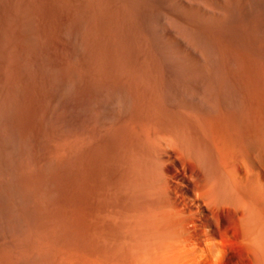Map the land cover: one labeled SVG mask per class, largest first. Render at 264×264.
<instances>
[{"label":"bare ground","instance_id":"6f19581e","mask_svg":"<svg viewBox=\"0 0 264 264\" xmlns=\"http://www.w3.org/2000/svg\"><path fill=\"white\" fill-rule=\"evenodd\" d=\"M39 1L40 0H23L17 5L22 14L20 18L21 21L17 22L18 23L17 25L22 26L26 31L27 30H30V31L31 30L33 31L41 30L42 31L46 27V26L44 27V24L43 25L41 24L42 22L38 23L40 22L37 19L38 17L35 18L37 14L36 13H35L36 15L33 14V12H35V9L37 10L38 8V7L36 8V6L37 4H39ZM52 1H55V0H52ZM63 1L62 3L60 2L59 4L60 5L67 4V2L65 3ZM77 1H80V0H77ZM85 1H86V4L88 5L89 1L84 0V3ZM99 1L101 3L97 2L96 0L95 1L93 0L92 4L90 2L92 6L94 7L97 6L96 8H94V10L96 9L98 11V8H99L100 12H102L101 10H103V12H106L107 9L104 10L106 6L104 8L102 6L108 5V4H114L117 6V3H118L119 7H116V6L114 7L113 5L112 7L114 8L112 7H106V8H108V10L109 8H112L113 10H115V8H119L118 9L119 11L122 9L121 8V5H122L124 10L119 11V12L121 13L124 11L127 14H129L128 15L129 17L131 16L132 18L133 16H136L134 15V13L135 14L137 13L138 16L141 13L140 11L134 12L135 7H132L134 8L132 9L131 7H128V6L129 5L131 6V4H133L134 6L138 5L137 8L139 9L141 7L140 3L143 4L144 2V0H107V3H108L107 4L105 3L106 1L105 2H103V0H99ZM155 1H158V0H155ZM155 1L154 2L147 1V2L152 3V4L155 3V6L158 7L159 3L158 5H156L157 2ZM166 1H169V0H166ZM197 1L198 2L193 1V0L191 2H189L188 0H172L173 3L177 4V7L179 6L184 11V12L182 11L183 14L186 12L185 14L187 15V18H188V15L191 18L190 19L191 22L189 19L188 21L186 18L188 22L187 23L188 28L185 30L186 32L184 31L185 32L184 34L182 33L183 31L181 32L183 36L185 35L184 38L187 39V41L189 42L188 44L184 43L185 40L183 42L184 38L180 35L181 33H179V37H177L178 33H176L177 36H175L174 35L175 33L173 34V32L170 33L167 31L168 33L166 32L167 36L165 39L166 43L164 42V39H163V41L161 42H164V45L161 48L159 46L158 51L157 50L154 51L156 54L158 53L157 54L158 57L157 55L154 57L155 53H153L152 52L153 50H151L154 46L151 43L150 44L153 47L151 49H147L150 47V46L149 47L147 46L145 49V51L147 50L146 52L148 54H149L148 50H151L150 51L151 55L154 54L153 58H155L154 60L156 61H157L156 58H159V54L161 57L160 59H162L164 55L167 56V57L164 56L166 58L171 57L174 59V60L172 59L171 61V63L173 62L172 65L165 66L166 68L165 72L167 74L164 73V67L162 65L163 69L161 72H162V75L165 74L166 79L165 77L161 76V72L159 70H156V72H159V73H156L154 71L155 70V68H153L154 65H152L151 63L153 58H151L152 56H150V54H149V57H146L147 56L146 55L143 58V55L145 53L143 54V52L141 51V49L143 48L142 45H140L142 47L140 48V51L143 54L141 55L142 56L141 59H143L142 62L145 67L143 70L146 72H143V70L142 72L141 71L139 72V70L143 68L141 64V66H139L141 68L138 67L139 70H136L134 66H133V69H128L126 67V69L129 72H131L130 70L135 69L136 75H133V73L129 74L128 72H125V70L123 69L124 72L127 74V76L126 75L123 76L125 73H123L122 70H119L118 66L122 68L125 67V65L124 66L119 65L122 63V62L120 63V58H122L121 57L123 56L122 54L124 52H127L128 49L124 47L125 45L122 46L121 44L120 47L121 48L124 47L126 51L122 50L123 53L120 52L122 54L118 58L119 64H117L118 62H114L115 64L118 65L117 70H115L116 73L117 71H121L122 73V75L116 74V76H118L119 78L121 77V79H118V80L109 81L106 79H98V81L96 80L95 82L93 81L92 83L89 82V84L85 85V87H81L82 81H80V79L78 78L77 76L78 74L75 75V72L73 71L70 65H63L62 63L58 61L60 64L63 65L62 67L65 66L64 74L60 79H58L55 76V73L57 70L55 71L54 67L51 65H50L51 69L50 67L48 68L47 66V68L50 70L45 69V71L46 70L50 71V76H49V79L45 81L47 82L46 84L42 82L44 85H46L45 88H47V91L46 90L45 91L47 92V94L46 92L44 93L46 94V97L45 95L44 96L40 95L42 98L45 97L44 101H46L47 106H46V109L44 110L43 107L41 106V105L45 106L44 102L42 101L43 104H40V101L38 100L39 94L35 96L37 99L34 102L31 101L33 102L31 103L32 107L30 108H32L31 111H33L34 126L33 124L30 123V125L33 126V132L31 130L32 137L30 138V140H32L31 141L32 146H28V147H31L30 148L31 152L28 153L32 155L33 164L32 163L31 164L33 165V168L35 167V169L36 167L38 169L40 167L42 169V171L40 170L42 174L36 175L34 178L33 177L34 173H33L32 177L34 179L30 178L31 182L30 181L29 182L30 184L31 183H34V184L30 185L27 182L28 180L26 179L22 180L23 178L22 173H21V176H19L20 175L19 172L22 171V165L18 164L19 166H21V169L17 167L16 170L19 169L21 171L18 170L19 175L17 176L19 177L14 176L12 178L11 176V178L14 180V181L11 180L13 182L12 183L8 175H6V174H9L8 172L10 170H8V172H5L4 174L3 171L6 170L5 169L6 167L4 168V170L1 169L2 166L0 167V169L2 170V171L0 170L2 172V176H0L2 177L0 181V264H264V68H262L264 67V63L259 58L262 56L261 53L264 51L261 49L262 47L261 46L260 50H262V52L260 53V56L258 57L260 60H258V63H256L257 59L255 61V63L258 64L257 66L256 64L255 66L254 64L250 65V63L252 64L251 61H253V59L255 60V58L253 59L249 58L250 61H247L246 59H244L248 57L247 54L249 52L246 54L247 57L242 56L243 59L248 62L246 65L249 66V68L248 67L246 68V65L244 66V63H243L245 61L243 60V62H241L242 63L241 65H243L245 69L239 65L240 64L239 59H237L238 61L236 63L239 65L238 68L241 67L240 70L237 68V66H235L237 65L235 63L236 59L235 58L231 59L233 60L232 62H234L235 64L234 65L235 68L232 69L233 71L237 72V75H235L236 72H233L232 70H230L233 67L232 66L233 64H231L232 62L230 63V60L228 61V59L227 60L225 59V57H227L228 55L229 57H232L230 56L231 52L229 50L231 49V47L230 48L228 47L230 46L229 45L230 39L228 40L229 37L226 38L228 34L226 33L227 36L225 38L227 39V41L225 43L227 44L228 42V45H227L228 49L226 51L229 50L227 52L229 54H225L227 56H223L222 54L224 52L221 51L222 47L221 48L218 46H217L218 48L214 47L216 45L214 42H216L218 38L217 40L215 39L216 41L214 42L213 40H210V39H214L213 38L214 36L215 37L217 36L214 33L216 32L214 31L215 28L214 29L211 28V30L213 29V32L209 30V26L217 27L216 24H219L218 22H220V25L218 26H221L223 22L230 21L231 17H228L229 19L228 21L227 14L231 15L232 13L231 11H234L233 10L234 8H232L231 10L230 3L234 1V5H235L236 3L235 0H232V2L231 1L229 2V0H197ZM49 2L50 0L48 1V5L49 4L51 5V3ZM58 2L59 0L57 1V3L55 2L56 4L53 2L54 5H56L55 7H57ZM73 2H71L70 0L69 1L70 5L68 3L65 6L66 8H69V9H66V8L63 9L64 6H62L63 8L61 10L60 8L61 6L57 7L58 9L60 8V12L62 13L61 15V13H59L58 11V13L60 14L59 16H61L60 17L61 19H58V20L62 21L63 20L62 16L66 17L70 9L72 10L74 8L73 11L75 10L78 11L81 9L79 8V6H77V4H81L79 2L74 3L76 4L75 7L77 6L79 9H77V7L72 8L71 4ZM162 2L163 1H161V3ZM193 2H196V3H193ZM148 3H146V5ZM164 3H165V0H164ZM166 3H168L169 5V3L171 2H166ZM241 3H242V0H241ZM263 3L264 2H262V4ZM90 4L88 5V8L90 7V9H93L91 8L92 6ZM48 5L46 7H48ZM85 5L82 4L80 6H85ZM98 5H100V7ZM144 5H145V2H144ZM144 5H143V8L140 10H143L146 8V10L141 11V12H144L143 13L144 15L146 13L145 16L142 14V16L145 18L146 16L147 18L149 17L147 15L149 11L147 10L154 11V8H155V11L156 9L158 10V8L154 7L153 5L152 6L150 4H148L147 6L146 5L144 6ZM257 5H259V3ZM52 6L53 5H51L48 8H50V10L51 9L53 10L54 6L53 7ZM164 6L165 4L163 5V7ZM247 6L246 8L250 9L249 8L250 5L248 7ZM43 7L45 6H42V8ZM163 7H159V8L163 9ZM235 7H237V5H235ZM48 8L46 10H48ZM88 8H87V12L85 11L86 9H84V11L82 12L83 13L86 12V14L88 13V10L90 11L91 14L92 13L94 14V12H96V10L92 11ZM239 8L241 7L239 6ZM246 8L244 10H246ZM253 8L251 9L253 10ZM58 9H54V10L57 11ZM63 10H66V12ZM67 10L69 11L67 12ZM113 10H111V14L113 13L112 12ZM131 10L134 12L133 15L131 13L132 12ZM229 10H231L230 14L228 13ZM250 10H246V11H250ZM28 11H30V14H31L30 17H29V14H27ZM53 11L51 13H53ZM263 11L264 10L262 9V12ZM64 12L66 13V15L64 14ZM71 12L72 11H70V14L73 15L74 12L73 13ZM103 12L101 13L102 16L104 14ZM159 12L160 14H162L163 11L161 12L160 10ZM174 12L176 13V11ZM182 12L180 11L181 14ZM43 13L45 14V9ZM48 13H49V10H48ZM96 13L97 15L99 14L98 12ZM177 13H179L178 9H177ZM249 13H245V14H249ZM78 14H80V12ZM106 14H108V16L111 17V14L105 13L104 15ZM127 14L123 13V15H127ZM164 14L162 18H164ZM235 14L233 17H236ZM238 14H239V11H238ZM259 14H261V12ZM49 15L51 16V14ZM262 15H260V17L256 16V18L258 17L261 19ZM52 16H54V14ZM80 16H84V15L80 14ZM114 16L115 15L113 14V17ZM158 16H154V17L156 18ZM170 16L171 15L169 14L168 20ZM69 17H73V16L69 15L67 18ZM75 17H77V15H75ZM94 17H93V20H94ZM252 17L255 18V16H252ZM45 18H46V15H45ZM89 18H91L90 20H92V15ZM89 18L84 19V20L87 21ZM166 18L167 17L165 16L164 19ZM180 18L181 17H179V19ZM196 18L199 19L202 23L204 22V24H206L208 27L206 26L203 27L204 24L203 25L200 24L201 22L198 23L197 21L199 20H197ZM238 18L240 19V17ZM262 18L264 17L262 16ZM34 19L35 21L37 20L36 24L34 22ZM47 19L49 18H46V21ZM157 19H156V22L158 21ZM239 19L237 20L239 21ZM65 20L68 21L69 19L64 18V21H62V23L60 21L59 24H57L55 20L57 25L55 24H53L54 26L52 25L53 26L52 34L55 35L56 32L54 33V31H62V30L64 31L65 28L70 26L71 20H69L70 21L69 25L66 24L67 26L63 23V22H66ZM90 20H88L89 22L87 23H90ZM102 20L103 19H101L99 23H101ZM173 20L175 21V19ZM237 20L236 21L234 20L235 23L237 22ZM116 21H117L116 23H118V21L121 22V20H116ZM250 21L248 22L245 21V23L248 24L250 23ZM52 22L54 23V21ZM80 22L83 23L81 20ZM80 22H79V25H80ZM163 22H165V20H163ZM233 22L232 24H234ZM44 23H45V20H44ZM99 23L98 24L93 23V25L97 24L98 26ZM103 23L104 21L101 24ZM144 23L146 26V22ZM173 24L174 22H172V25ZM224 24L225 23H223V25ZM93 25L91 24L92 27H94ZM138 25L139 24H137L136 29H138ZM181 25L183 26V23ZM181 25L179 24V26ZM227 25L230 27V24H227ZM106 26L108 25L106 24ZM121 26H122L121 28L122 30L123 25ZM187 26L185 25L184 28L182 27V29H185ZM168 27L172 28L170 26ZM177 27L175 29H177ZM244 27L246 29L245 25ZM77 28L78 27H76L75 29ZM107 28L109 27H106V29ZM141 28L142 27L140 26L139 31L141 30ZM148 28H151V27H148ZM231 28L232 27H230V29ZM252 28L251 30H253ZM47 29L45 31H47ZM180 29L181 28H179L177 32H180ZM262 29H264V26ZM78 30H76V32ZM91 30L93 31V29ZM117 30L116 32H118ZM155 30L154 32H157ZM235 30H234V33H235ZM255 30L257 29L255 28ZM72 31L74 30L72 29ZM96 31H94L95 37L98 36V33ZM228 31L230 32V30ZM260 31L259 33H262ZM0 32H4L3 34H7L6 28H4L3 25L1 27V24H0ZM27 32H26V35H27ZM64 32L62 33L64 34ZM116 32L114 31L113 33H116ZM134 32L132 33L134 34ZM151 32L152 30H150V33ZM237 32H236V35L238 34ZM248 32L250 33L249 30ZM254 32L255 31H253V33ZM86 33L88 34L91 32H86ZM141 33L140 35L143 34ZM162 33H165V32H162ZM221 33L223 32L221 31ZM221 33L219 36H221ZM3 34H2V37L5 38L6 35L3 36ZM43 34H44V31H43ZM103 34L104 35H101L102 39H104L103 36L105 37L106 35L105 33ZM146 34H147V31H146ZM241 34H244V33L241 32ZM31 35L29 37L33 36ZM37 35L34 34V37H36ZM73 35H71L70 37H73ZM91 35H94V34L91 33ZM118 35H120V32ZM126 35L128 36L129 34H126ZM239 35H240V32H239ZM260 35L261 34H259L258 36ZM75 36L73 40L77 39L75 38ZM123 36L126 38V40L128 39L129 41L130 40L132 41V39L134 38L133 37L132 39H129L130 35L128 36L129 38H127L125 34ZM137 36L139 38V35ZM229 36H230V33H229ZM249 36L250 34L248 35V37ZM8 37L9 36L6 37L7 42H8ZM14 37L16 39V36H13V39ZM92 37L94 36H91L90 38ZM112 37L113 36H111V38ZM117 37H118L117 39L119 40V36ZM245 37L246 36L244 35V38ZM46 38L47 37H45V39ZM58 38L59 37H57V39ZM81 38H83L82 35H81ZM96 38H100V37L98 36ZM113 38L115 39L116 37H113ZM152 38L154 39V36ZM159 38H162V37H159ZM244 38L242 37L243 40ZM261 38L259 37V39ZM15 39L13 41H15ZM30 39L32 40V38ZM38 39L41 40L39 37ZM69 39H72V38H69ZM85 39L86 38H84V41ZM88 39L89 38H87V40ZM3 40L4 39L2 38V41ZM109 40H110V37H109ZM136 40L140 41V39H137V37H136ZM146 40H148V38ZM219 40H222L221 37H219ZM251 40H254V38ZM33 41L35 43L37 42L34 39ZM134 41L131 43L133 44L132 47L137 48L135 47ZM208 41H212V45L210 44L211 42H208ZM254 41L256 42V40ZM262 41L260 42L263 44L264 42ZM111 42L113 43V41ZM119 42H123V41L121 40ZM91 43H93V41H91ZM95 43H93V45H95ZM240 43L237 45L242 46V44ZM245 43L243 44L244 46H245ZM32 44L30 45L31 47H32ZM38 44L39 43H37V46ZM66 44L64 43V46ZM71 44H73L72 41H71ZM101 44H104V42ZM106 44H108V42ZM131 44L128 43L130 47L128 46L126 47L132 49ZM146 44L148 43L146 42ZM226 44L224 45L222 44V45L225 46ZM47 45H46V49H47ZM88 45H87V48H88ZM98 45H95L94 47ZM257 45L259 48L260 43ZM7 46L5 47L6 48L10 47V46L8 47ZM50 46L51 44L48 46L49 47L48 49H50ZM106 46H107V49H109L111 45L109 47L108 45ZM73 47H76V44ZM83 47L85 46L83 45ZM117 47L118 46H116V48ZM252 47H254V44ZM252 47H250L249 45V49L252 50ZM15 48H14V51H17L15 50ZM116 48L114 49L117 51ZM238 48L237 49L234 48V50L239 51ZM9 49H7V51ZM69 49L70 48H68V50ZM81 49L82 48H80L79 51H81ZM90 49L91 51H93L92 48ZM114 49H110V50H114ZM241 49L244 50L243 47H241ZM249 49H246V50H249ZM74 50L76 49L73 48V51ZM85 50L87 49H84V51ZM115 50H114V53L112 51L113 55L111 54V51H110V54L112 56L109 55V51H108V54L106 52V55H109L111 60L113 59L111 57L113 56L115 57L117 54L119 56L120 54L119 52L115 54L116 52ZM242 50L240 51L242 52ZM258 50H256V52ZM14 51L12 52L14 53ZM62 51L64 50L62 49ZM62 51L60 50V52ZM237 51L236 53H238ZM12 52L10 51V54H12ZM96 52L98 51L96 50ZM130 52L131 50L128 51V54ZM48 53H46L44 56H46ZM83 53L85 54V52ZM10 54L9 56L7 55L8 58L11 56ZM22 54H19V55H22ZM27 54L28 56L30 55L29 53ZM33 54L34 53H32L31 55ZM40 54L43 55V52ZM59 54L60 53H58V55ZM70 54H71V51L69 52V56ZM94 54H92V56ZM233 54L234 53L232 51L231 55ZM238 54L240 55L241 53H238ZM54 55H57V54H54ZM54 55H53V58H54ZM96 55L93 57H96ZM221 55L222 57H224L223 59H225L226 62L228 61L232 67L231 66L228 67L229 66L228 62L225 63L224 65L225 61L223 62V59L220 57ZM242 55H243V52H242ZM44 56H43V59H44ZM25 57L26 56L22 57L23 60ZM30 57L28 58L29 59L28 62H26L25 60L26 63L30 64ZM51 57L52 56H50L49 58ZM82 57H83V54H82ZM133 57L136 58V56H133ZM251 57H253V55H251ZM16 58L19 59L18 56H16ZM106 58H109V57H106ZM36 59H38L37 55H36ZM36 59H35V62H36ZM110 59L108 61H110ZM54 60L52 59V61ZM126 61L127 60H125V62ZM240 61H242V59ZM259 61H262L261 64L263 63V66L262 65L260 66ZM18 62L20 61L18 60ZM21 62L24 63L23 61ZM35 62H32L31 64L33 63L35 64ZM81 62L83 65V61ZM166 62L164 63V65H167ZM168 63L170 64V62ZM15 64H18V63L16 62ZM46 64L47 63H45V65ZM85 64H88V62ZM115 64H112V65H115ZM126 64H128V67H129V63H126ZM130 64H134V63L130 62ZM36 65H38V63ZM137 65L138 64H136V66ZM13 66L16 67V65H13ZM28 66L30 65H27V67ZM40 66L41 65H39V67ZM109 66H111V64ZM42 67L39 69H42ZM101 67H103V65ZM106 67L108 68V66ZM157 67L161 68L158 65ZM157 67L156 69H158ZM25 68L26 66L25 67L23 66V69ZM2 69L3 68H1L0 72L3 71ZM27 69H29V67ZM82 69H80V71ZM99 69L100 68H98V70ZM109 69L111 68L109 67ZM36 70L38 71V69ZM36 70H34L33 73ZM104 70L102 72H104ZM27 71L28 70H26V72ZM137 71L140 75H138ZM230 71L235 74L231 73ZM40 73H41L40 75L43 74L42 72ZM84 73L86 74V72ZM104 73L106 74L107 72H104ZM14 74H18V73H14ZM110 74L112 75L113 72ZM157 74L160 76H158ZM5 75L6 73L4 74V77L1 76L0 78L2 77L5 78ZM28 75H30V71ZM10 76L11 78H13L12 74ZM36 76L37 75H35L34 77ZM96 76H98V74ZM6 77H8V74L6 75ZM31 77L33 80L34 79L33 75ZM42 79H45V78L42 77ZM4 80L5 79H3V81ZM13 80L16 81V79L14 78ZM3 81H0V82L2 83ZM18 81H20V79ZM22 83L24 82L22 81ZM29 83H33V82L31 81ZM19 84L21 85V83ZM7 85H9V83ZM15 85L16 84L12 86H15ZM33 85L31 84L30 86L33 87ZM12 86L10 87L12 88ZM34 86H36V84ZM39 87H41L40 84H39ZM18 88L20 89L21 87H18ZM12 89L15 90L14 87ZM35 89L37 90V88L35 87L32 90L36 91ZM25 90H21V92L18 94L21 95L22 92ZM1 91H5L4 96L5 95L7 96L6 92L8 93V91H6V89L5 90L2 89ZM17 91L19 92V90ZM13 93H16V92L14 91ZM28 93L30 94L31 92H28ZM25 94H23V96H25ZM21 97L20 99L23 100L24 98H21ZM35 97L33 98L35 99ZM2 98L4 97H1L0 99ZM12 98L13 96H11V99ZM17 98L16 100H19ZM39 99L41 100V98ZM8 101H10L9 98L7 99L6 102L8 103ZM0 102L3 103L2 101ZM17 105L19 106V104ZM23 107L26 108L25 105ZM11 108H9L10 111H11ZM19 108H22V107L20 106ZM14 109L16 108L13 107L12 109L13 112H14ZM28 110L29 108L27 109V112ZM15 112L13 113V115L15 114ZM0 114H1V111H0ZM7 115L8 113L7 114L5 113V115L3 114L1 115V117L7 116ZM26 115H28V113ZM14 116H16L17 118V115H14ZM40 117L43 118L42 121L40 120ZM9 118H11V116ZM24 118L26 119V117ZM21 119L19 118V121ZM9 121H12L11 123L13 124V120L9 119ZM23 121H26V120H23ZM41 122H43L42 125H41ZM4 125L6 126V124ZM27 125H29V123ZM55 125L56 126L58 125V127L59 125L61 126V128L56 129V132H54V128H56ZM11 126L13 128V125ZM69 126L72 129V131H73V128L77 130L81 126H83V128L85 129H84V132L82 131L83 130L82 128H80L82 130L78 129V131L80 132L82 131L81 133L77 132L74 129V131H76L77 133L75 132L74 134V132L71 131V134H70V132L68 131ZM14 127H17V126H14ZM30 127L31 126H29L28 128ZM64 127L65 129L67 127L68 130H65ZM62 128H63V131H61V133L62 132L64 133V130H65V133L68 131V134L67 133L61 134L59 131ZM0 130L2 131V129ZM11 132L12 131H10L9 133ZM9 133L7 132V134ZM13 134H16V133L14 132ZM23 134L21 135L23 138L24 136L29 137L28 135L23 136ZM0 135L2 136V134ZM13 137L11 139H13ZM27 137L25 138L28 139ZM16 140H19V139L16 138ZM4 141L6 142L7 140H3L2 143ZM23 142H22V149H24ZM2 143L0 146H2ZM6 146H8V144ZM10 146L12 147V145ZM24 146L27 147V145H24ZM13 148L15 147H12V149ZM15 149L11 150L10 152L15 151ZM22 149L21 147L19 148V150H22ZM1 150L3 152L5 149L2 148ZM26 152H29V150H26ZM5 153L8 154L7 151ZM23 153L24 152H22V154L20 155L22 156L27 155ZM6 154H3V155L5 156ZM13 154L11 153L10 156H6V159L7 157L8 158L10 157L11 159V155ZM0 155L2 159H4L1 152H0ZM16 155H13L14 158ZM29 158L31 157H28V159ZM16 159L18 160V158H15V161L17 163ZM5 161L6 160H4L3 162L4 164H5ZM25 161H22V162H25ZM8 162L6 161V166L9 165ZM26 163L27 161L24 164ZM11 164H13L12 166H14V163H11ZM12 166H10L9 169H12L11 168ZM28 166L27 167L23 166V167L24 168L26 167L28 170ZM13 168L15 169V167ZM33 168H31V170ZM35 169H33V172L36 171ZM28 171H24V172L27 173ZM24 172L23 174H26ZM63 174H66L67 177L64 175L65 176L64 180L66 182H63L62 184L61 180L63 178L61 179L59 178L61 177L60 175H63ZM26 176L28 177V175ZM14 178L15 179L17 178L18 180L17 179L16 180L18 182L15 181ZM19 178L22 180L21 181L22 183L20 182ZM23 181H25V183L27 182L28 185L25 184Z\"/></svg>","mask_w":264,"mask_h":264},{"label":"rangeland","instance_id":"374dc122","mask_svg":"<svg viewBox=\"0 0 264 264\" xmlns=\"http://www.w3.org/2000/svg\"><path fill=\"white\" fill-rule=\"evenodd\" d=\"M21 1H23V0H0V24H1V27H2V25H3L4 28H6V32H7V34H8V35H7V34H3L4 32H0V37H1V38H0V39H1V40H0V41H1V42H0V62L2 61V62L0 63V71H1V68H3V69H2L3 71L0 72V77H1V76L4 77V74H5V73H6V75L8 74V77H6V75H5V78H3V77L0 78V81H3V79H5V80L7 81V82H6V81L4 80V81H3L4 83H3V82H2V83L0 82V83H1V84H0V85H1V87H0V88H1V89H0V95H1L0 98H1V97H4V98L0 99V101L3 102V101L5 100L3 103L0 102V111H1L0 117H1V115H3V114L5 115V113H6V114L8 113V115L10 114L9 117L11 116V118H12V119L9 118L8 115H7V116H4L5 119H4L3 116H2L3 118H2V117L0 118V120L2 121V122L0 121V125H1V126H0V129H2V131L0 130V134H2V136L0 135V136H1V137H0V145H1V143H2L3 140H7L6 142H7L8 146L12 145V147H15L16 149H18V150H16L15 148L12 149L11 146H10V147L6 146L7 144H6V142L4 141V142L2 143V146H0V148H1V149H2V148L5 149L9 155L5 153V152H6L5 150H4L5 152H4V151L2 152V150L0 149V152H1L2 156H3V158H4V159H2V157H1V155H0V159L2 160V161L0 160V161H1V162H0V167L2 166V167H1L2 170H4V168L6 167V168H5L6 170L3 171L4 174H5V172H8V170H10V171L8 172V173L10 174V176H9V174H6V175H8V177L10 178V181L13 180L12 178H13L14 176L19 175V173H20L19 176H21V173H22V175H23V176H22V177H23L22 180H25V179H26V180H28L27 182L30 184V182H31V179H30V178H33V177L35 178L36 175L42 174V173L40 172V170L42 171V169H41L40 167H39V169H38L37 167H36V169H35V167L33 168V165H32V164H33V161H32V155H31V154H28V153L31 152V151H30V148H31V147H28V146H32V142H31L32 140H30V138L32 137L33 126H34V124H33V123H34V121H33V117H34V116H33V111H31L32 108H30V107H32V106H31V103H33V102L37 99L35 96H36L37 94H39V95H38V100L40 101V104H43V102H44V105H45V106L41 105V106L43 107V109L45 110V109H46V106H47L46 101H44V98L46 97V94H47V92H46V91H47V88H45L46 85H44V84H46L47 82H45V81H47V79H49L50 71H47V70H46V71H47V72H46L45 69H48V68L50 67V65L53 66L54 69H55V71L57 70L56 73H55V76H56L58 79H60V78L63 76V74H64V68H65V66H64V67H62V66H63V65H70L71 68L73 69V71L75 72V75L78 74V75H77L78 78L80 79V81H82V86H81V87H85V85L89 84V82L92 83L93 81H94V82H95L96 80L98 81V79H106V80H109V81H110V80H118V79H121V77L119 78L118 76H116V74H117V75H118V74H121V75H122L121 71H117V73H116V71H115V70H117V66H118L117 64H119V62H118L119 59H118V58H119V57L121 56V54L123 53L122 50H123V51H126L125 48H127L128 51L131 50V52H132V51H133V52H132V54H131V52L129 53L131 56L128 54V51H127V52H124V53L122 54L123 56H121L122 58H120V63H121V62H122V63L119 64V65H121V66H124V65H125V67L122 68V67L118 66V67H119L118 69H119V70H122L123 73L128 72L129 74L133 73V75H136V74H135V73H136L135 71H136V70H139L138 67L141 66V64H142V67H143V68L140 69L139 72H140V71L142 72V70L145 68L144 65H143V62H142L143 59H141V58H142L141 55H143V54L145 53V54L143 55V58H144V56H146V55H147L146 57H149V54H150V56H152L151 58H153V55H154V54L151 55V52H150V51L153 50L152 52L155 53V52H154L155 50H157V51L159 50V49H158L159 46H160V48H161V47L164 45V42L166 43V40H165V39H166L167 33H168V32H170V33L173 32V34L175 33V34H174L175 36H177L176 33H178V36H177V37H179V33H181L182 31H183L182 33L184 34V33L186 32L185 30L188 28V26H187V23H188L187 20H188V19L190 20L191 18L189 17V15H188V18H187V15L185 14L186 12L184 13V14H185V15H184V14H183L184 11L178 6V7L180 8V9H179V8L177 7V4L173 3L172 0H169V1H166V0H165V3H164V0H158V1H160V2L154 0L155 2H157L156 5H158V3H159V5H160L161 1H163V2L161 3L160 6L158 5V7L155 6V3L152 4V3H148V2H147V1H149V2H150V1H151V2H154V1H152V0H144L145 5H146V3H148V4H150V5L152 4L154 7H157V8H158V10L156 9L157 12L155 11V8H154V11H155V12H154V11H151V10H147V11H149V13H147V15L149 16L148 18H147V16H146V18L143 17L142 14H143L144 12H141V11L146 10V8L143 9V10H140V9L143 8L144 2H143V4L140 3V4H141V7H140L139 9L137 8L138 5H137V6H136V5L134 6L133 4H131V6L129 5L128 7H131V8H132V7H135L136 10H135L134 8H132V9H134V12H136V11L139 12V11H140V13H141V14H140L141 17H140V15L138 16L137 13L135 14V13L131 10V11H132V12H131L132 15H133V13H134V15H136V16H133L134 20H133V18H132L131 16H130V17H131V18H130V17L128 16L129 14H127L126 12L123 11V12H121L122 14L119 12V11L124 10L123 7H122V5H121V8H122V9L120 8L121 10H119V11H118L119 8H115V10L117 9V10H116V11L118 12V13H117L115 10L112 9V8H114L116 5H114V4H108V3H107V0H103V2L106 1L105 3H107L108 5H104V4H102V5H104V6H102V5H101V6L104 8L105 6H106V7H112V6L114 5V7L109 8L110 11H109L108 8H106V7L104 8V10L107 9L106 12H103V10H101V11H102L104 14H105V13H109V14H111V10H113V11H112L113 13L111 14V17H109L108 14H106L108 17H107L106 15H104V14H103V16H102V15H101L102 12L99 11V8H98V11L95 9L96 12L99 13L98 15H97L96 12H94V14H95L96 16H95L93 13L91 14L89 10H88V13H87V14H89V15H87L86 12H87L88 5L90 4V2H91V4H92V1H93V0H91V1L88 0V1H89V4H88V5L86 4V1H85V3H84V0H83V1L80 0L81 2L76 0L77 2L81 3V4H77V6H79V8H81V9H80L81 11H80V10H78V11H76V10L73 11V10H74L73 7H75V5H76V4H74V3H75L76 1L71 0V2L74 1V2L71 4V6H72L73 9H72V10L70 9V11H72L71 13L74 12L73 15H71V14H70V11L67 10V12L69 11V12L67 13V16H66V17H65V16L63 17V16H62V18H63L62 21H64V18L71 20V22H70L69 20H68V21L65 20L66 22H63L65 25H66V24L69 25V24L71 23L70 26H69L70 28L67 27L68 30H67V28H65V30H64L65 32H64L63 30H62V31H54V33L56 32L55 35H54V34H52V31H53L52 28H53V26H54L53 24L57 25V24H59V22L61 21V20H58V19H61V18H60L61 16H59V15H60L59 13H61V12H60V8H61V10H62V8H63L62 6H64L63 9H65V8H66L65 6L69 3L70 0H67V1H66V0H65V1L62 0V1L65 2V3L67 2V4H65V5H60L59 3H60V2L62 3V1L59 0V2H58V4H57V7L61 6L59 9H58L57 7H55L56 5H54V3H55V2L57 3L58 0H55V1L50 0L49 3H51V1H52L51 5L54 6V9H58L57 11L54 10V9H53V10H54V11H53L52 9L50 10V8H48V7L51 6L50 4H49L50 6L48 5V1H49V0H40L41 2L39 1V4H40L41 6H40L39 4H37V6H36V8L38 7L37 10L35 9V12L32 11L33 14H35V13L37 14V16H36L35 18L38 17L37 19H38V21H40V22H38V23H41V22H42L41 24H42V25L44 24V27H45V26L47 27L49 24H50L51 26L53 25L52 27L49 25V26L47 27V28H49V29H47V28L45 27L42 31L39 30L40 33H39L38 30H36V31H33V30L30 31V30H27V31H28V32H27L22 26L17 25V24H18L17 22L21 21L20 18H21V15H22V14H21L20 9H19L18 6H17L18 3H20ZM46 1H47V2H46ZM94 1H95V0H94ZM96 1H97V2H100L99 0H96ZM188 1L191 2L192 0H188ZM193 1L198 2L197 0H193ZM230 1L232 2V0H229V2H230ZM245 1H246V2H245ZM245 1L242 0V3H241V0H240V1L235 0V2H236L235 5H237L238 8L235 7V5H234V1H233L232 3H230V4H231V10H232V8H234V9H233L234 11H231V10L228 11L229 14H230V11L232 12V13H231L232 16L227 14V20L229 21L228 17H231V18H230L231 23H230V21H229V22H223V23H225V24L223 25V23L221 22L222 25H221V26H218V25H220V22H218L219 24H216L217 27H215V26H214V27H210V26H209V30H211V28H213V29L215 28L214 31H216V32H214V33L217 35L216 37H215V36L213 37L214 39H210V40H213V42H214V41H216L217 38H218V40L216 41L217 43L214 42L216 45L213 43V44L215 45V46H214V45H213V46L216 47V48H218V47H220V48L222 47V48H223V47H224L223 50H222V48H221V51L224 52V53L222 54L223 56H227V55H225V54H229V53H227L229 50H230L231 54H232V51H233V53H234L235 55L233 54V55H234V56H233V55L230 54V56H232V57H229V55H228L227 57H225V59H226V60L228 59V61L230 60V63L233 61V60H231V59H234V58H235V59H236L235 63L238 61L237 59H239V63H240L239 65L242 66V68H244V69H245V67H243V65H241V64H242L241 62H243L244 59H246L247 61H250L249 58H250V59L255 58V60L253 59L254 62L251 61L252 64L250 63V65H253V64H254V66H255L256 63H258V60H260V59H261V60L263 61V63H264V59H263V58H264V52H262V50L264 51V43L262 44V43L260 42V41H262V39H263V37H264V36H263V35H264V29H262L263 26H264V24H263V23H264V21H263L264 18H262V16L264 17V11L262 12V9L264 10V3L262 4V2H264V0H263V1H262V0H261V1H260V0H258V1L255 0V1H257V2L259 3V5H257L258 3L255 2L254 0H253V1H252V0H245ZM45 2L47 3L48 7H46L47 5H46ZM53 2H54V3H53ZM77 2H76V3H77ZM82 2H83V3H82ZM166 2H171V3L175 4V5H173V4H171V3H169V5H168V3H166ZM185 2H186V1H185ZM189 2H188V3H189ZM196 2H193V3H196ZM237 2H238V3H237ZM243 2H244V3H243ZM251 2H252V3H251ZM260 2H261L262 5L260 4ZM56 3H55V4H56ZM100 3H101V2H100ZM100 3H99V4H100ZM136 3H137V2H136ZM186 3H187V2H186ZM193 3H192V4H193ZM44 4H45V5H44ZM82 4H84V5L86 4V5H85V6H80V5H82ZM91 4H90V5H91ZM93 4H94V2H93ZM95 4H96V3H95ZM97 4H98V3H97ZM148 4H147V5H148ZM162 4H163V5L165 4V6L163 7ZM170 4H171V5H170ZM232 4H233V5H232ZM239 4H240V5H239ZM245 4H246V6H247V5H248V6L250 5V6H249L250 9L254 7L256 11L254 10V8H253V10H252V9H251V10H250V9H247L246 6H245ZM69 5H70V3H69ZM69 5H68V6H69ZM73 5H74V6H73ZM132 5H133V6H132ZM145 5H144V6H145ZM147 5H146V6H147ZM152 5H151V6H152ZM256 5H257V7H256ZM260 5H261V6H260ZM42 6H45V7H43V8L45 9V14L43 13V12H44V9L42 8ZM53 6H52V7H53ZM77 6H76V7H77ZM91 6H92V5H91ZM98 6L100 7V5H98ZM173 6H174V7H173ZM233 6H234V7H233ZM239 6H240L241 8H239ZM248 6H247V7H248ZM251 6H252V7H251ZM258 6H259L260 9L258 8ZM39 7H40V8H39ZM76 7H75V8H76ZM83 7H85V8H83ZM86 7H87V8H86ZM96 7H97V6H96ZM96 7L92 6L91 8H93V9H90V7H89L88 9H90V10H92V11H95L94 8H96ZM102 7H101V8H102ZM116 7H119V4H118V3H117V6H116ZM148 7H149V6H148ZM159 7H163V9H162V8H159ZM165 7H166V8H165ZM170 7H171V8L173 7L172 10H171ZM47 8H48V10H49V13H48V10H46ZM79 8L77 7V9H79ZM82 8H83V9H82ZM149 8H150V7H149ZM152 8H153V7H152ZM152 8H151V9H152ZM164 8H165L166 10H165ZM167 8H169V9H167ZM245 8H246V10H250V11H252V12L244 10ZM256 8H258L259 10L256 9ZM66 9H69V8H66ZM84 9H86V10H85L86 12H84L85 14L82 12V11H84ZM137 9H138V10H137ZM175 9H176V10H175ZM177 9H178V12H179V13H177ZM38 10H39V11H38ZM41 10H42V11H41ZM152 10H153V9H152ZM160 10H161V12L163 11L165 14H164L163 12H162V14H160V12H159ZM168 10H169L170 12H172V13H170ZM242 10H243V11H242ZM257 10H258V11H257ZM260 10H261V11H260ZM52 11H53V13H51ZM58 11H59V13H58ZM63 11L66 12V10H63ZM107 11H108V12H107ZM150 11H151V12H150ZM166 11H168V12H166ZM174 11H176V13H175ZM180 11H181V12L183 11L182 14L180 13ZM238 11H239V14H238ZM38 12H39V13H38ZM40 12H42V13H40ZM46 12H47V13H46ZM54 12H55V13H54ZM65 12H64V14L66 15ZM79 12H80L81 15H84V16H80V14H78ZM145 12H146V11H145ZM249 12H250L251 14H250ZM260 12H261V14H259ZM57 13H58V15H57ZM75 13H76V14H75ZM123 13H125V14H127V15H123ZM151 13H152V14H151ZM156 13H157V14H156ZM168 13H169L171 16L174 15V16H172V17H174V18H172V17L170 16V17H169V20H168V15H169ZM173 13H174V14H173ZM235 13H236L237 15H236ZM242 13H244V14H242ZM245 13H249V14H245ZM262 13H263V15H262ZM27 14H29V17H30V15H31V14H30V11H28ZM36 14H35V15H36ZM41 14H42V16H41ZM49 14H51V16L54 14V16L51 17ZM64 14H63V15H64ZM113 14L115 15L114 17H113ZM120 14H121V15H120ZM150 14H151V16H150ZM154 14H155V15H154ZM163 14H164V18H165V16L167 17L166 19L162 18V17H163ZM166 14H168V15H166ZM179 14H180V16H179ZM234 14H235L236 17H233ZM254 14H255V15H254ZM43 15H44V16H43ZM45 15H46V18H49V19H47V21L50 22V23H48V22L46 21ZM47 15H49V16H47ZM55 15H56V16H55ZM61 15H62V13H61ZM69 15H70V16H73L74 18H73V17H69V18H67ZM75 15H77V17H75ZM91 15H92V20H90L91 18H89ZM99 15H100V16H99ZM143 15H144V14H143ZM145 15H146V13H145ZM145 15H144V16H145ZM158 15H159V16L161 15V16L159 17ZM182 15H183V16H182ZM225 15H226V14H225ZM260 15H262V16H261V19L258 18V17H260ZM58 16H59V17H58ZM78 16H79V17H78ZM85 16H87V17H85ZM94 16H95V17H94ZM101 16H102L103 18H102ZM105 16H106V17H105ZM126 16H127V17H126ZM154 16H158V17L155 18ZM185 16H186V17H185ZM237 16L240 17V19H241L242 21H241ZM247 16H248V17H247ZM249 16H250V17H249ZM252 16H255V18L252 17ZM256 16H258V17H257L258 20H257ZM39 17H41V18H39ZM50 17H51V18H50ZM53 17H55L56 19L53 18ZM81 17H82V19H81ZM84 17H85V18H84ZM93 17H94V20L96 19V17H97V19L94 21V20H93ZM100 17H101V18H100ZM121 17H123V18H121ZM150 17H152V18H150ZM175 17H177L178 19L175 18ZM179 17H181V18L179 19ZM242 17H243V18H242ZM70 18H71V19H70ZM72 18H73V20H72ZM75 18H76V19H75ZM87 18H89L88 20H90V23H87V22H89L88 20H87V21L84 20V19H87ZM105 18H106V19H105ZM111 18H112V19H111ZM115 18H116V20H121V22H122V21L124 22V21L127 19L129 22L126 20V21L124 22L126 25H125L123 22H122V23H123V24H122L120 21H118V23H116L117 21L115 20ZM118 18H120V19H118ZM125 18H126V19H125ZM136 18H137V19H136ZM138 18H139V19H138ZM140 18H141V19H140ZM157 18H158V19H157ZM160 18H161V19H160ZM171 18H172V19H171ZM186 18H187V20H186ZM244 18H246L247 20L244 19ZM42 19H43V21H42ZM50 19H51V21H50ZM79 19H80L83 23H84V22H85V23H84V24L81 23ZM99 19H100V20H99ZM101 19H103L102 22L104 21L103 24H101L102 22L99 23V22L101 21ZM122 19H124V20H122ZM135 19H136V20H135ZM143 19H144V20H143ZM146 19H147V20H146ZM151 19H152V20H151ZM156 19L158 20L157 22H156ZM159 19H160V20H159ZM162 19L165 20V22H166V21H168V22L165 23V22H163ZM170 19H171L172 21H171ZM173 19H175V21H174ZM176 19H177V21H176ZM181 19H182V20H181ZM184 19H185V20H184ZM194 19H195V18H194ZM196 19H197V18H196ZM237 19H239L240 22H239ZM243 19H244V20H243ZM248 19H249V20H248ZM254 19H255V20H254ZM44 20H45V23L47 22L46 24L44 23ZM55 20H56L57 24H56ZM77 20L80 22V25H79V22H78ZM108 20H109L111 23H110ZM113 20H114L115 22H114ZM132 20H133V21H132ZM139 20H140V21H139ZM141 20H142V21H141ZM149 20H150V21H149ZM189 20H188V21H189ZM197 20H199V19H197ZM234 20H235V21L237 20V22L235 23ZM250 20H252V21H250ZM52 21H54V23H53ZM62 21H61V23H62ZM92 21H94V22H92ZM131 21H132V22H131ZM138 21H139V22H138ZM148 21H149V22H148ZM161 21H162L163 23H162ZM178 21H179V22H178ZM182 21H183V22H182ZM233 21H234V22H233ZM245 21H246V22L250 21V23L247 24V23H245ZM253 21H254V22H253ZM261 21H262V22H261ZM34 22H35V24H36L37 20L35 21V19H34ZM69 22H70V23H69ZM133 22H134V23H133ZM136 22H138V23H136ZM144 22H146V26H147V27L145 26V23H144ZM172 22H174L173 25H172ZM181 22L183 23V26L181 25V24H182ZM190 22H191V20H190ZM197 22L199 23V22H201V21L199 20V21H197ZM232 22H233L234 24H232ZM242 22H244L245 24L242 23ZM258 22H260L261 24L258 23ZM38 23H37V24H38ZM74 23H75V24H74ZM93 23H97V24L99 23V25L97 26V24H95V25H96V26H95V25H93ZM105 23H106L108 26H106ZM108 23H109V24H108ZM131 23H133V24H131ZM141 23H142V24H141ZM148 23H149V24H148ZM160 23H161V24H160ZM164 23H165V24H164ZM169 23H170L171 25H170ZM184 23H185V24H184ZM238 23H239V24H238ZM252 23H253V24H252ZM256 23H257V25H256ZM72 24H73L74 26H73ZM81 24H83L84 26L81 25ZM91 24H92L94 27H92ZM110 24H112V25H110ZM128 24H129V25H128ZM137 24H139V25H138V29H136V28H137ZM168 24H169V25H168ZM179 24H180L183 28H184L185 25H186L187 27H186L185 29H182V27L179 26ZM200 24L203 25L204 22H203V23L201 22ZM227 24H230V27H232L231 29H233V30H231L230 27H229ZM240 24H241V25H240ZM249 24H250V25H249ZM259 24H260V25H259ZM262 24H263V25H262ZM71 25H72L73 27H72ZM86 25H88V26H86ZM100 25H101V26H100ZM103 25L106 26V27H109V28H107L108 31H107L106 27H104ZM114 25H116V26L119 25L120 27L117 26L119 29H118L116 26H114ZM121 25H123V29H122L123 31L121 30V28H122ZM132 25H133V26H132ZM159 25H160V26H159ZM161 25H163V26H161ZM165 25H166V26H165ZM175 25H177L178 27L175 26ZM213 25H215V24H213ZM213 25H211V26H213ZM233 25H234V26H233ZM244 25L246 26V29H245ZM252 25H253V26H252ZM66 26H67V25H66ZM85 26H86V27H85ZM110 26H111V27H110ZM127 26H128V27H127ZM140 26H141L143 29L141 28V30L139 31ZM143 26H144V27H143ZM168 26L172 27L173 29H172V28H169ZM204 26L208 27L206 24H204L203 27H204ZM223 26H224V27H223ZM236 26H237V27H236ZM247 26H248V27H247ZM254 26H255V27H254ZM256 26H257V27H256ZM259 26H260V27L262 26V27L260 28ZM50 27H51V28H50ZM74 27H75V28L78 27V28L75 29ZM81 27H82L84 30H83ZM89 27H90V28H89ZM99 27H101V28L103 27V28L101 29V28H99ZM115 27H116V29H115ZM125 27H127V28H125ZM132 27H134V28H132ZM145 27H146V28H145ZM148 27H151L152 29H151V28H148ZM162 27H163V28H162ZM166 27H167V28H166ZM176 27H177V29H175ZM206 27H205V28H206ZM221 27H222L223 30H224V28H225V30L223 31V30L221 29ZM227 27H228V28H227ZM234 27H235V28H234ZM252 27H253V28H252ZM71 28H72L75 32H76V30L79 29V30H78L79 32L77 31L76 34H75V32L72 31ZM80 28H81V29H80ZM86 28H87V29H86ZM88 28H89V29H88ZM97 28H98L99 30H98ZM124 28H125V29H124ZM130 28H131V29H130ZM153 28H155L156 30L153 29ZM161 28H162L163 30H162ZM165 28H166L167 30H166ZM168 28H169L170 30H169ZM179 28H181V29H180V32H177V30H178ZM236 28H237V29H236ZM238 28H240V29H238ZM247 28H248V29H247ZM251 28H252L253 30H251ZM255 28H256L258 31L255 30ZM46 29H47V31H45ZM69 29H70V30H69ZM85 29H86V30H85ZM91 29H93V31H92ZM109 29H111V30H109ZM112 29H113V30H112ZM117 29H118V30H117ZM129 29H130L131 31H130ZM157 29H158V30H157ZM213 29L211 30L212 32H213ZM226 29L230 30V32H229L228 30H226ZM235 29H236L237 31H238V30H239V31L237 32ZM260 29H261V31H260ZM96 30H97V31H96ZM116 30H117L118 32H116ZM125 30H126L128 33H127ZM133 30H134L135 32H134ZM136 30H137V31H136ZM148 30H149V32H148ZM150 30H152V32H154V30L157 31V32H154L155 34L152 33V32L150 33ZM161 30H162V31H161ZM173 30H174V31H173ZM188 30H190V29H188ZM188 30H187V31H188ZM234 30H235V33H234ZM240 30H241V31H240ZM242 30H243V31H242ZM248 30L250 31V33L248 32ZM43 31H44V34H43ZM50 31H51V32H50ZM66 31H67V32H66ZM94 31H96V32L98 33V36H99L100 38H96V37H98V36L95 37V32H94ZM102 31H103V32H102ZM105 31H107L108 33L105 32ZM109 31L112 33V35H111V33H110ZM114 31L117 33V35H116V33H113ZM146 31H147V34H146ZM160 31H161V32H160ZM167 31H168V32H167ZM184 31H185V32H184ZM217 31H219V32H217ZM221 31H222L223 33H221ZM227 31H228V32H227ZM231 31H232V33H231ZM253 31H255L258 35H259V34H261V35L258 36L255 32L253 33ZM259 31L262 32V33H259ZM26 32H27V35H26ZM30 32L32 33L33 36L31 35ZM36 32L38 33V35H37ZM62 32H64V34H63ZM70 32H71V33H70ZM73 32H74V33H73ZM83 32H84V33H83ZM86 32H91V33H93L94 35H91V33H88V34H87ZM99 32H100V34H99ZM101 32H102V33H101ZM119 32H120V35H118ZM132 32H134V34H133ZM138 32H139V33H138ZM141 32H142L143 34H142ZM159 32H160V34H159ZM162 32H165V33H162ZM166 32H167V33H166ZM236 32L238 33L237 35H236ZM239 32H240V35H241V36L239 35ZM241 32L244 33V34H241ZM41 33H42V35H41ZM46 33H48V34H46ZM57 33H58V34H57ZM61 33H62V34H61ZM85 33H86L87 35H86ZM97 33H96V35H97ZM103 33H105V34L107 33V34H109V35L106 34L105 37L103 36L104 39H102V36H101V35H104ZM122 33H124L125 36H126L127 38H129L128 36L130 35V38H129V39H132V38L134 37V38L132 39V41L130 40L131 43H132L134 40H136V37H137V39H140V41H139V40L134 41L135 47H137V48L132 47L133 44H131L130 41H129L128 39L126 40V38L123 36L124 34H122ZM130 33H131L132 35H131ZM136 33H137V35H139V38H138V36L136 35ZM140 33H141L142 35H140ZM182 33H181L180 35L184 38L185 35L183 36ZM218 33H219V34H218ZM220 33H221V36H219ZM226 33L228 34V36H227ZM229 33H230V36H229ZM247 33H248V34H247ZM251 33H253V34H251ZM2 34H3V36L6 35L5 38L2 37ZM28 34H29V35H28ZM34 34L37 35L41 40H39L38 37L36 36L37 39H38V40H37L36 37H34ZM39 34L41 35V37H40ZM49 34H50V35H49ZM60 34H61V36H60ZM70 34H71V35L75 34L76 36L79 35L80 37H79V36L76 37L75 35H73V37H70V36H71ZM126 34H129V35L127 36ZM144 34H145V36H144ZM150 34H151V35H150ZM153 34H154V35H153ZM231 34H232V36H231ZM246 34H247V35H246ZM249 34H250V36L248 37ZM10 35H11V36H10ZM19 35H20V36H19ZM23 35H24V36H23ZM30 35H31L32 37H29ZM46 35H47V36H46ZM52 35H54V36H52ZM63 35H65V36H63ZM67 35H68L69 38H72V39H69V38L67 37ZM81 35H82L83 38H81ZM83 35H84V36H83ZM90 35H91V36H94V37L90 38V37H91ZM114 35H115V36H114ZM146 35H147V36H146ZM159 35H160V36H159ZM161 35H162V36H161ZM164 35H165V36H164ZM234 35H235V36H234ZM238 35H239V36H238ZM242 35H243V36H242ZM244 35L246 36L245 38H244ZM256 35H257V37H256ZM7 36L10 37V39H9V37H8V42H7V39H6ZM13 36H16V39H15V37H14V39H15V41H17V42L13 41V40H14V39H13ZM26 36H27V37H26ZM43 36H45V37H47V38L45 39V37H43ZM50 36H51V38H50ZM74 36H75V38H77L76 40L74 39L75 41L73 40ZM86 36H87V37H86ZM111 36L116 37V38L114 39V38L112 37V38H113V39H112ZM117 36H119V40L117 39V38H118ZM135 36H136V37H135ZM140 36H141V37H140ZM143 36L146 37V38H144ZM151 36H152V37L154 36V39H153ZM157 36H158V37H157ZM181 36H180V37H181ZM226 36H227V37H226ZM25 37H26V38H25ZM28 37H29V38H28ZM54 37H56V38H54ZM57 37H59V38L57 39ZM60 37H62V38H60ZM107 37H108V39H107ZM109 37H110V40H109ZM120 37H121L122 39H121ZM123 37H124L125 40L123 39ZM142 37H143L144 39H143ZM150 37H151V38H150ZM159 37H162V38H159ZM219 37H221L222 40H219ZM222 37H224V38H222ZM225 37H226V38L229 37L228 40L230 39V40H229V45H230V46H228V47H229V48L231 47V49H229L228 51H226V50L228 49V47H227L228 42H227V44L225 43V42L227 41V39H226ZM242 37L244 38V40L242 39ZM247 37H248V38H247ZM250 37H252V38H250ZM255 37H256V39H255ZM259 37H260V38L262 37V38L259 39ZM2 38L4 39L3 41H2ZM23 38H24L25 40H24ZM30 38H32V40H31ZM42 38H43V39H42ZM49 38H50V39H49ZM52 38H53V39H52ZM84 38H86L85 41H84ZM87 38H89L91 41H93V43L96 42L97 44L95 43V45L100 44V45L96 46V47L99 48V49H97L96 47H94L95 45H93V43H91V41H90L89 39L87 40ZM147 38H148V40H146ZM231 38H232V39H231ZM234 38H236V39L238 38V39H237L238 42H237V40L234 39ZM253 38H254V40H256V42H257V41H258V42L256 43L254 40H251V39H253ZM26 39H27V40H26ZM28 39H29V40H28ZM33 39H34L35 41H37V42L35 43V42L33 41ZM54 39H55V40H54ZM56 39H57V40H56ZM59 39H61L62 41L59 40ZM64 39H65V40H64ZM95 39H96V40H95ZM97 39H98L99 42H100V41H101V42L99 43V42L97 41ZM142 39H143V40H142ZM149 39H151L152 41L154 40L155 42H154V41L152 42V41L149 40ZM155 39H157V40L159 39V40H158L159 42H158L157 40H155ZM160 39H161V40H160ZM163 39H164V42H161V41H163ZM215 39H216V40H215ZM224 39H226V40H224ZM245 39H246V41H245ZM249 39H250V40H249ZM257 39H258V40H257ZM10 40H11V41H10ZM19 40H21V41H19ZM30 40H31V41H30ZM52 40H53V42H52ZM67 40H68V41H67ZM77 40H78V41H77ZM102 40H103V41H102ZM104 40L107 41L108 44H106L107 42H105ZM108 40H109V41H108ZM116 40H118V41H116ZM121 40H122L123 42H119V41H121ZM145 40H146V42H147L148 44H146ZM181 40H182V38H181ZM184 40H185V42H184ZM223 40H224V41H223ZM233 40H234V41H233ZM242 40H243V41H242ZM259 40H260V41H259ZM18 41H19V42H18ZM23 41H24V42H23ZM28 41H30V42H28ZM41 41H42V42H43V41H44V42L46 41V42H45V43L43 42V44H42ZM47 41H48L49 43H50V41H51V43H50V44H51L50 49H48V48H49L48 46H49L50 44H49ZM71 41L73 42L74 45L71 44ZM76 41H77V42H76ZM80 41H81L82 43H81ZM86 41H87V42H86ZM111 41H113V43H112ZM138 41H139V42H138ZM142 41H143V42H142ZM219 41H220V42H219ZM221 41H222L223 43H222ZM232 41H233V42H232ZM240 41H241V43H240ZM251 41H252V42H251ZM6 42H7V43H6ZM26 42H27V43H26ZM40 42H41V43H40ZM54 42H55V43H54ZM59 42H60V43H59ZM68 42L70 43V45H69ZM75 42H76V43H75ZM79 42H80V44H79ZM84 42H85V43H84ZM89 42H90V43H89ZM103 42H104L105 45H104V44H101V43H103ZM135 42H137V43H135ZM140 42H142V43H140ZM144 42H145V43H144ZM157 42H158V43H157ZM183 42H184L185 44H188V43H189V42L187 41V39H185V38L183 39ZM208 42H211L210 44L212 45V41H208ZM242 42H243V43H242ZM245 42H246V43H245ZM262 42H264V39H263ZM4 43H5V44H4ZM14 43L17 44V45H15ZM29 43H30V44H29ZM32 43H33V44H32ZM34 43H35V44H34ZM37 43H39L38 46H37ZM47 43H48V45H47ZM64 43H65V44L67 43V44H66L67 46H66V45L64 46ZM110 43H112L114 46H113L112 44H110ZM114 43H115V44H114ZM128 43L131 44V48H132L133 50L130 49V48H128V47H130V45H128ZM139 43H140V44H139ZM150 43H151L154 47H153ZM156 43H157V44H156ZM162 43H163V44H162ZM219 43H221V44H219ZM232 43H234V44H232ZM239 43L242 44V46H241V45H240V46L237 45V44H239ZM244 43H245V46L243 45ZM249 43H250V44H249ZM259 43H260V45H259V48H258V45H257V44H259ZM3 44H4V45H3ZM7 44H8V46L11 47V48H10V47H9V48L12 49V50H10L9 48H6V47H5V46H7ZM31 44H32V47L30 46ZM45 44L47 45V49H46V45H45ZM53 44H54V45L57 44V45L54 46ZM62 44H63V46H62ZM75 44H76V47H73V46H75ZM81 44H82V45H81ZM88 44H89L91 47H90ZM91 44H92V45H91ZM117 44H118V45H117ZM119 44H120V45H119ZM121 44H122V46L125 45V46H124L125 48H124V47L121 48V47H120ZM126 44H127V45H126ZM154 44H155V45H154ZM159 44H160V45H159ZM218 44H219V45H218ZM222 44H223V45L226 44V45H225L226 48H225V46H223ZM231 44H232L233 46H232ZM253 44H254V47H252ZM27 45H28V46H27ZM39 45H40V46H39ZM42 45H43V46H42ZM52 45H53V46H52ZM60 45H61V46H60ZM83 45H84L85 47H83ZM87 45H88V48H87ZM101 45H102V46H101ZM106 45H108V47L111 45L112 47L110 46V48L107 49V46H106ZM140 45H142L143 48H142ZM234 45H235V46H234ZM249 45H250V47H252V50L249 49ZM3 46H4V48H3ZM8 46H7V47H8ZM17 46H18V47H17ZM21 46H22L24 49H23ZM26 46H27V48H26ZM29 46H30V47H29ZM41 46H42V48H41ZM68 46H69V47H68ZM79 46H80V47H79ZM100 46H101V47H100ZM116 46H118V47L116 48ZM126 46H128V47H126ZM147 46H148V47L150 46V47L147 48V49H151L152 47L155 48V49L152 48L151 50H148V51H149V54H148V53L146 52L147 50L145 51V49H146ZM155 46H156V47H155ZM217 46H218V47H217ZM255 46H256V47H255ZM261 46H262V47H261ZM15 47H16V48H15ZM59 47H60V48H59ZM62 47H63V48H62ZM93 47H94V49H93ZM233 47H234L235 49H237L238 47H240V48H238L239 51H237V50H236V51H237L238 53H241V54H240L241 56H240L238 53H236V51L234 50ZM241 47H243L244 50H242ZM260 47H261L262 50H260ZM5 48H6V50H5ZM14 48H15V50H17V51H14ZM25 48H26V50H25ZM43 48H44V49H43ZM57 48H58L59 50H58ZM68 48H70V49L68 50ZM73 48L76 49V50H77V48H78V50H77V51H76V50L73 51ZM80 48H82V49H81V51L83 50L82 52L79 51ZM90 48H92L93 51H91ZM100 48H101V50H100ZM114 48H116L117 51H116ZM118 48H119V50H118ZM123 48H124V49H123ZM138 48H139V49H138ZM140 48H142L141 51L143 52V54L141 53ZM220 48H219V49H220ZM232 48H233V50H232ZM253 48H254V50H253ZM7 49H9L11 52L14 51V53L12 52L13 55L10 54V51H9V50L7 51ZM42 49H43V50H42ZM54 49H56V50H54ZM62 49H63L64 51H62ZM84 49H87V50L84 51ZM95 49H96L99 53L96 52ZM103 49H104V50H103ZM110 49H114V50L116 51L115 54H117V52H119V53L122 52V53H120L119 56H118V54H117V55H116L117 57H116V56H115V57H114V56L111 57V58H113V59L111 60L109 55H111V54L113 55L114 50H110ZM137 49H138V50H137ZM224 49H225V50H224ZM246 49H249V50H246ZM258 49H259V50H258ZM4 50H5L6 52H5ZM23 50H25V51H23ZM28 50H29V51H28ZM30 50H31V52H30ZM41 50H42V52H43V55L40 54V53H42ZM46 50H47L49 53H48ZM60 50H61L62 52H60ZM67 50H68V51H67ZM94 50H95V52H94ZM105 50H106V51H105ZM134 50H135V52H134ZM136 50H137V51H136ZM160 50H162V49H160ZM231 50H232V51H231ZM240 50H242L243 55H242V52H241ZM256 50H258V51L256 52ZM27 51H28V52H27ZM52 51H53L54 53H53ZM57 51H58V53H60L59 55H58ZM70 51H71V54H70V56H69V52H70ZM86 51H87V52L89 51V52L87 53ZM108 51H109V55H106V52H107V54H108ZM110 51H111V54H110ZM112 51H113V53H112ZM138 51H139V53H138ZM144 51H145V52H144ZM225 51H226V52H225ZM253 51H254V52H253ZM7 52H8V53H7ZM15 52H16V53H15ZM18 52H19V53H18ZM25 52H26V54H25ZM45 52L48 53L46 56H44V55L46 54ZM72 52H74V53L77 54V55H75V54L72 53ZM83 52H85V54H84ZM91 52H93V53H91ZM248 52H249V53H248ZM261 52H262V53H261ZM22 53H23V54H22ZM27 53H29L30 55L28 56ZM32 53H34V54L31 55ZM64 53H66V54H64ZM81 53L83 54V57H82V54H81ZM94 53H95V54H94ZM125 53H126L127 55H126ZM140 53H141V54H140ZM244 53H245V55H244ZM247 53H248V54H247ZM253 53H254V54H253ZM255 53H256V54H255ZM257 53H258L259 55H258ZM260 53H261V55H262L261 57H259V56H260ZM9 54H10L12 57L10 56V57L8 58ZM16 54H17V55H16ZM19 54H22L23 56H22V55H19ZM24 54H25V55H24ZM39 54H40L41 56H40ZM54 54H57V55H54ZM62 54H63V55H62ZM90 54H91V55H90ZM92 54H94L93 56H95L96 54H97V55H96V57H93ZM115 54H114V55H115ZM157 54H158V53H157ZM157 54L155 53L154 57H155ZM237 54H238V55H237ZM246 54L248 55V57L246 56ZM250 54L253 55V57H251ZM7 55H8V56H7ZM14 55L18 56L19 59H17L16 56H14ZM34 55H35V56H34ZM36 55H37V58H38L39 60L36 59ZM49 55L52 56V57L49 58V57H50ZM53 55H54V58H53ZM78 55H79V56H78ZM80 55H81V56H80ZM88 55H90L91 58H90V56H88ZM104 55H105L106 57H109V58H106ZM112 55H111V56H112ZM128 55H129V57H128ZM222 55H221L220 57L223 59L224 57H222ZM19 56H20V57H19ZM24 56H26V57H25L24 60H23L22 57H24ZM30 56H31V57H30ZM43 56H44V59H43ZM58 56H60L61 58L58 57ZM66 56H67L68 59L66 58ZM97 56H98V57H97ZM103 56H104V57H103ZM133 56H136V58L133 57ZM138 56H139V57H138ZM140 56H141V57H140ZM164 56H166V55H164ZM164 56H163V57H164ZM236 56H237V58H236ZM238 56H239V57H238ZM242 56H243V57L246 56L247 58H244V59H243ZM29 57H30V64H29V63H26V62L29 61V59H28ZM45 57H46V58H45ZM56 57H57L58 59H57ZM62 57H63V58H62ZM71 57H72V59H71ZM78 57H79V58H78ZM99 57H100V58H99ZM131 57H133V58H131ZM157 57H158V55H157ZM163 57H162V59H160L161 57H160V54H159V58H156L157 61L154 60L155 58L152 59L151 63H152V65H154L153 68H155V70H154V69H153V70H154L155 72H156V70H159V71L161 72L162 69H163V68H162V65H163V67H164V73H166V72H165V69H166L165 66H170V65H172L173 62L171 63V61H172L173 58H171V57L166 58L167 56L164 57V58H163ZM258 57H259L260 59H259ZM10 58H11V59H10ZM32 58H33V59H32ZM41 58H42V59H41ZM55 58H56V59H55ZM75 58H76V59H75ZM80 58H81V59H80ZM115 58H116V59H115ZM129 58H130V59H129ZM151 58H150V59H151ZM229 58H230V59H229ZM20 59H22V60H20ZM35 59H36V62H35ZM46 59L49 60V61H47ZM52 59H53V60L55 59V60L52 61ZM59 59H60V60H59ZM105 59H106L107 61H106ZM109 59H110V61H108ZM140 59H141V60H140ZM164 59H165V61H164ZM167 59H168L169 61H168ZM170 59H171V60H170ZM222 59H221V60H222ZM225 59H223V62L225 61ZM241 59H242V61H240ZM256 59H257V62L255 63ZM18 60H19L20 62H18ZM25 60H26V62H25ZM63 60H64V61H63ZM76 60H77V61H76ZM89 60H90V61H89ZM99 60H100V61H99ZM123 60H124V61H123ZM125 60H127V61L125 62ZM137 60H138V62H137ZM173 60H174V59H173ZM246 60H244L245 62H243V63H244V66L248 63ZM21 61H23L24 63H22ZM39 61H40L41 63H40ZM58 61H59L60 63H62L63 65L60 64ZM61 61H62V62H61ZM70 61H71V62H70ZM72 61H74V62H72ZM81 61H83V65H82V62H81ZM93 61H94L95 63H94ZM154 61H156V62H154ZM161 61H163V62H161ZM166 61H167V62H166ZM228 61H227V62H228ZM262 61H259L260 66H261V65L263 66V63L261 64ZM16 62H17L18 64H15ZM32 62H35V64L33 63L34 65H36V64L38 63V65H36L37 67L34 66L33 64H31ZM42 62H43L44 64H43ZM50 62H52V63H50ZM54 62H56V63H54ZM64 62H65V63H64ZM80 62H81V64H80ZM84 62H85V63L88 62V64H85ZM99 62H100V63H99ZM112 62H113V63H112ZM114 62H118V63L115 64ZM130 62H131V63H134V64H130ZM141 62H142V63H141ZM165 62H166L167 65H164ZM168 62H170V64H169ZM227 62L225 61V62H224V65H225V63H227ZM9 63H10V64H9ZM19 63H20V65H19ZM21 63H22V64H21ZM45 63H47V64L45 65ZM53 63H54L55 65H54ZM74 63H75V64H74ZM96 63H98V64H96ZM105 63H106V64H105ZM108 63H110L111 66H109L110 64H108ZM124 63H125V64H124ZM126 63H129V67H128V64H126ZM153 63H154V64H153ZM156 63H158V64H156ZM52 64H53V65H52ZM84 64H85V65H84ZM112 64H115V65H112ZM136 64H138V65L136 66ZM159 64H160V65H159ZM168 64H169V65H168ZM228 64H229V62H228ZM231 64H233V65H232L233 67H232L230 64H229V66H228V67H230V66L232 67L230 70H232L233 68H235V67H234V65H235L234 62H232ZM236 64H237V63H236ZM2 65H3V66H2ZM5 65H6V66H5ZM8 65H10V66H8ZM11 65H12V66H13V65H16V67H14V66L12 67ZM18 65L20 66V68H19ZM27 65H30V66H28L29 69H27V68H28ZM32 65H33L34 68L32 67ZM39 65H41V66L39 67ZM44 65H45V66H44ZM81 65H82V67H81ZM86 65H87V66H86ZM102 65H103V67H101ZM126 65H127V66H126ZM157 65L160 66L161 68H158ZM239 65L237 64V65H235V66H237V68H238ZM257 65H258V64H256V66H257ZM21 66H22V68H21ZM23 66H24V67L26 66V68L23 69ZM42 66H44V67H42ZM47 66H48V68H47ZM97 66H98V67H97ZM104 66H105V67L108 66V68L106 67V68H107V69H106ZM133 66H134V68H135L136 70H135V69H134V70H130L131 72H129V71L126 69V67H127L128 69H133ZM155 66H156L158 69H156ZM4 67H5V68H4ZM17 67H18V69H17ZM35 67H36V68H35ZM41 67H42L43 70H42V69H39V68H41ZM45 67H46V68H45ZM55 67H56L57 69H56ZM90 67H91L92 69H91ZM95 67H96V68H95ZM109 67H110L111 69H113V70L109 69ZM114 67H115V69H114ZM228 67H227V69H228ZM247 67L249 68V66L246 65V68H247ZM250 67H252V66H250ZM12 68H13V69H12ZM75 68H76V69H75ZM82 68H83L84 70H83ZM86 68H87V69H86ZM93 68H94V69H93ZM98 68H100L101 70H100V69L98 70ZM139 68H141V67H139ZM237 68H236V69H237ZM262 68H264V67H262ZM7 69H8V70H7ZM15 69H16V70H15ZM21 69H22V70H21ZM33 69H34V70L38 69V71L36 70V71L33 73V71H34ZM50 69H51V67H50ZM50 69H48V70H50ZM80 69H82V70L80 71ZM85 69H86V70H85ZM104 69H106L107 71L104 70ZM123 69L125 70V72H124ZM160 69H161V70H160ZM236 69H235V70H236ZM238 69L240 70L241 67L238 68ZM4 70H5V72H4ZM10 70H11V72H10ZM12 70H13V71H12ZM26 70H28V71H27L28 73L26 72ZM31 70H32V72H31ZM41 70H42V71H41ZM95 70H96V71H95ZM103 70H104V72H107V73H106L107 75H106L104 72H102ZM108 70H109V71H108ZM239 70H237V71H239ZM21 71H22L23 73H22ZM24 71L26 72V74H25ZM29 71H30V75H28V74H29ZM90 71H91V72H90ZM94 71H95V72H94ZM110 71H111V72H110ZM114 71H115V72H114ZM232 71H233V70H232ZM8 72L10 73V75L12 74V77H13L14 79H16V81L13 80V78H11V76L9 75ZM12 72H14V73H18V74H14V73H12ZM36 72H37V73H36ZM40 72H42L43 74L40 75V74H41ZM48 72H49V73H48ZM78 72H79V73H78ZM84 72H86L87 75H86ZM108 72H109V73H108ZM112 72H113V74H114V73H115V74H114V75H113V74L111 75L110 73H112ZM118 72H120V73H118ZM143 72H146V71L143 70ZM155 72H154V73H155ZM230 72H231V71H230ZM233 72H236V71H233ZM233 72H231V73H233ZM20 73H21V74H20ZM32 73H33V74H32ZM38 73H39V74H38ZM46 73H47V74H46ZM137 73H138V71H137ZM156 73H159V72H156ZM19 74H20V75H19ZM24 74H25V75H24ZM44 74H46V75H44ZM59 74H60V75H59ZM84 74H85L86 77L84 76ZM88 74H89V75H88ZM90 74H91V75H90ZM97 74H98V76H96ZM108 74H110V75H108ZM129 74H128V75H129ZM146 74H147V73H146ZM166 74H167V73H166ZM233 74H235V73H233ZM13 75H14V76H13ZM32 75H33V78H34L33 80H34V81L32 80V77H31ZM35 75H37V76H39V77H37V76L34 77ZM93 75H94V76H93ZM121 75H119V76H121ZM125 75L127 76L126 73H125L123 76H125ZM138 75H140V74L138 73ZM143 75H144V73H143ZM157 75H158V74H157ZM163 75H164V76H163ZM163 75H162V72H161V76H162V77H165V79H166L165 74H163ZM235 75H237V72H236ZM21 76H22V77H21ZM28 76H29V77H28ZM40 76H41V77H40ZM79 76H81V77H79ZM92 76H93V77H92ZM109 76H110V78H109ZM114 76H115V77H114ZM123 76H122V77H123ZM130 76H131V75H130ZM158 76H160V75H158ZM15 77H16V78H15ZM20 77H21V78H20ZM30 77H31V78H30ZM42 77L45 78V79H42ZM47 77H48V78H47ZM95 77H96V78H95ZM167 77H168V76H167ZM7 78H8V79H7ZM18 78L20 79L21 82L18 81V80H19ZM26 78H27V79H26ZM40 78H41V79H40ZM87 78H89L90 81H89V79H87ZM92 78H93V79H92ZM108 78H109V79H108ZM1 79H2V80H1ZM10 79H11L12 81H11ZM17 79H18V80H17ZM24 79H25V80H24ZM28 79H29V80H28ZM37 79H38V81H37ZM27 80H28V81H27ZM42 80H43V81H42ZM8 81H9V82H8ZM22 81H23L24 83H22ZM31 81H32L33 83H29V82H31ZM5 82H6V84H5ZM10 82H11V84H10ZM42 82H43L44 84H43ZM84 82H85V84H84ZM8 83H9V85H7ZM19 83H21V85H20ZM2 84H3V85H2ZM14 84H16V85H15L16 87H15V86H12V85H14ZM31 84H32V85H33V84H34V85L36 84V86H37V85H38V86L36 87V86L33 85V87H31V86H30ZM39 84H40L41 87H39ZM5 85H6V86H5ZM19 85H20V86H19ZM24 85H25V86H24ZM7 86H8V87H7ZM10 86H12V88L14 87L15 90L12 89ZM22 86H23V87H22ZM27 86H28V87H27ZM42 86H43V88H42ZM2 87H3V88H2ZM18 87H21V88L19 89ZM34 87L37 88L38 91H37L36 89H35L36 91L32 90V89H34ZM4 88L6 89V91H8V93L6 92V94H7V96L5 95L6 97L4 96L5 91H1L2 89L5 90ZM8 88H9L10 90H9ZM27 88H28V89H27ZM30 88H32V89H30ZM7 89H8V90H7ZM11 89H12V90H11ZM25 89H26L27 91H26ZM40 89H42V90H40ZM17 90H19V92H18ZM21 90H25V91H23L22 94L19 95L18 93H20ZM29 90H30V91H29ZM43 90H44V91H43ZM45 90H46V91H45ZM14 91H15L16 93H13ZM40 91H41V92H40ZM42 91H43V93H42ZM28 92H31L30 94H31L32 96H31ZM38 92H39V93H38ZM45 92H46V94H44ZM1 93H2V94H1ZM10 93H11V94H10ZM12 93H13L14 95H13ZM25 93H26V94H25ZM34 93H35V94H34ZM40 93H41V94H40ZM8 94L10 95V97H9ZM23 94H25V96H23ZM17 95H18V96H17ZM26 95H27V96H26ZM29 95H30V96H29ZM40 95H42V96L45 95V97L42 98ZM11 96H13L12 99H11ZM15 96H17L18 98L15 97ZM19 96H20V97L22 96L21 98H24V99H23V100L20 99ZM26 97H27V98H26ZM33 97H35V99H34ZM8 98H9L10 101H8V103H7L6 101H7ZM14 98H15V99H14ZM16 98L19 99V100H16ZM29 98H30V99H29ZM39 98H41V100H40ZM25 99H26V100H25ZM15 100H16V101H15ZM21 100H22V101H21ZM24 100H25V101H24ZM19 101H20V102H19ZM29 101H30V102H29ZM31 101H33V102H31ZM42 101H43V102H42ZM9 102H10V103H9ZM11 102H12V104H11ZM13 102H14V103H13ZM23 102H24V103H23ZM6 103H7V104H6ZM16 103L19 104V106H18ZM2 104H3L5 107H4ZM8 104H9V105H8ZM14 104H15V105H14ZM26 104H27V105H26ZM16 105L18 106V108H17ZM24 105H25L26 108H27V106H28V108H29L28 112H27V109H28V108H27V109L24 108V107H23ZM1 106H2V107H1ZM9 106H10V107H9ZM12 106L16 108V109H14V112L16 111L14 115H17V118H18V119L16 118V116L13 115L14 112H13V110H12V109H13ZM20 106H21L24 110H23L22 108H19ZM11 107H12V108H11ZM4 108H5V109H4ZM9 108H11V111L9 110ZM1 109H2V110L4 109L5 111H4V110L2 111ZM8 110H9V111H8ZM6 111H7V112H6ZM30 111H31V112H30ZM3 112H5V113H3ZM9 112H10V113H9ZM12 112H13V113H12ZM18 112H19V113H18ZM26 112L28 113V115L30 114L31 116H30V115H29V116L26 115V114H27ZM21 113H22V114H21ZM20 114H21V116H20ZM25 115H26V116H25ZM22 116H23V117H22ZM27 116H28V118H27ZM14 117H15V118H14ZM24 117H26V119H25ZM7 118H9L10 120H13V124L11 123L12 121H9V119H7ZM19 118H20V119L22 118V119L19 121ZM23 118H24V119H23ZM6 119H7V120H6ZM16 119H17V120H16ZM42 119H43V118L40 117V120H41V121H42ZM23 120H26L27 123H26V121H23ZM3 121H4V122H3ZM6 121H7V122H6ZM17 121H18L19 123H18ZM8 122H9V123H8ZM16 122H17L20 126H19ZM21 122H22V123H21ZM23 122H24L25 124H24ZM10 123H11V124H10ZM15 123H16V124H15ZM28 123H29V125H27ZM30 123L33 124V126L30 125ZM42 123H43V122H41V125H42ZM4 124H6V126H5ZM8 124H9V125H8ZM11 125H13V128H12ZM23 125H25V126H23ZM26 125H27V126H26ZM2 126H3V127H2ZM14 126H17V127H14ZM29 126H31V127H30L31 129L28 128ZM55 126H56V125H55ZM55 126H54V127H55ZM83 126H84V125H83ZM83 126L80 127V128H82L83 130L80 129V128H78V129H79V130H82V131L84 132V129H85V128H83ZM8 127H9V128H8ZM10 127H11L12 129H11ZM25 127H26L27 129H26ZM7 128H8V129H7ZM14 128H15V129H14ZM20 128H21V129H20ZM24 128H25V129H24ZM57 128H61V126L59 125V127H58V125H57L56 128H54V132H56V129H57ZM72 128H73V127H72ZM4 129H5V130H4ZM6 129H7V130H6ZM13 129L16 130V131H17V129H18V131L16 132V131H14ZM23 129H24V130H23ZM29 129H30V131H29ZM64 129H65V127H64ZM74 129H75V128H73V131H72V129H71L70 126H69V130H68L67 127H66L65 130H68V131L70 132V134H71V131L74 132V134H75L76 131H77V132H80V131H78V129H77V130L75 129L76 131H74ZM27 130H28V131H27ZM31 130H32V132H31ZM65 130H64V133H63V132H62V133H63V134H66V133L68 134V131L65 133ZM10 131H12V132L9 133ZM19 131H20V132H19ZM23 131H25V132H23ZM61 131H63V128L60 129L59 132L61 133ZM82 131H81V132H82ZM1 132H2V133H1ZM4 132H5V133H4ZM7 132H8L9 134H7ZM14 132H15L16 134H13ZM28 132H29V133H28ZM57 132H58V131H57ZM77 132H76V133H77ZM81 132H80V133H81ZM20 133H21V134H20ZM23 133H25V134H23ZM62 133H61V134H62ZM5 134H6V135H5ZM19 134H20V135H19ZM22 134H23V136H24V135H28L29 137L24 136V138L27 137L29 140L25 138V140H27V141H25L24 138L21 136ZM78 134H79V133H78ZM3 135H5L6 137L3 136ZM7 135H9L10 137L7 136ZM12 135H13V136L15 135V136L13 137ZM72 135H73V134H72ZM18 136H20L21 138L18 137ZM3 137H4V139H3ZM12 137H13L14 140L11 139ZM15 137L18 138L19 140H16ZM5 138H6V139H5ZM2 139H3V140H2ZM23 141H25V142H23ZM8 142H10V143H8ZM14 142H15V144H14ZM22 142H23L24 145H27V147L23 145V148H24L25 150L22 149ZM27 142L29 143V145H28ZM11 143H12V144H11ZM17 143H18V145H17ZM20 143H21V145H20ZM4 144H6V145H4ZM13 145H14V146H13ZM16 145H17V146H16ZM4 146H6V147H4ZM19 146L21 147L22 150H19V148H20ZM18 147H19V148H18ZM25 147H26V148H25ZM14 149H15V151H13V152H14V154H13V152H10V151H11V150H14ZM8 150H9V151H8ZM23 150H24V151H23ZM26 150H29V152H26ZM17 151H18V152H17ZM9 152H10V153H9ZM16 152H17L18 154H17ZM19 152H20V153H19ZM22 152H24L23 154H27V155H23L24 158H23L22 155H20V154H22ZM25 152H26V153H25ZM11 153H12L13 155H16V154H17L16 156H18V157L15 156V158H18V160L21 159V160H19L20 162L16 159V160H17V163H16L15 158H14L13 155H11V159H10V157H9V158L7 157V159H6V156H10ZM3 154H6V155L4 156ZM19 155H20L21 157H20ZM25 156H26V158H25ZM28 157H31V158H29V159H30L32 162L28 159ZM8 159H9V160H8ZM13 159H14L15 162L13 161ZM23 159H24V160H23ZM27 159H28V160H27ZM4 160H6L7 162L9 161V162H8V163H9L8 166H6V161H5V164L3 163ZM10 160H11V161H10ZM25 160L27 161V163H26L27 165L24 164V163L26 162ZM22 161H25V162H22ZM28 161H29V162H28ZM11 163H14V166H12L13 164H11ZM22 163H23V164H22ZM29 163H30V165H29ZM31 163H32V164H31ZM3 164H4V165H3ZM10 164H11V165H10ZM15 164H16V166H15ZM18 164L22 165V171L19 170V169H21V166H19ZM17 165H18V166H17ZM28 165H29V166H28ZM10 166H12V167H11L12 169H9ZM23 166H26V167L28 166V170H29V171L27 170L26 167L24 168ZM31 166H32V167H31ZM34 166H35V165H34ZM13 167H15V169H14ZM17 167H19L18 170L21 171V172H19L18 170H16ZM30 167L33 168V169H35V170H36V171H35L36 173L33 172V169L31 170ZM1 169H0V170H1ZM13 169H14V170H13ZM24 169H25V170H24ZM37 169H38V170H37ZM2 170H1V171H2ZM1 171H0V176H2V172H1ZM15 171H17V172H15ZM24 171H28V172L26 173V172H24ZM30 171H31V172H30ZM14 172H15V173H14ZM18 172H19V173H18ZM23 172L26 173V174H23ZM11 173H12V174H11ZM17 173H18V174H17ZM29 173H30V174H29ZM33 173H34V176L32 175ZM37 173H38V174H37ZM26 175H28V177H27ZM30 175H31V176H30ZM64 175L66 176V174H63V175H60L61 177L59 178V179L63 178V179H62L63 181L61 180V183H62V184H63V182H66V181L64 180V178H65ZM11 176H12V178H11ZM19 176H17V177H19ZM32 176H33V177H32ZM58 176H59V175H58ZM63 176H64V177H63ZM40 177H41V176H40ZM66 177H67V176H66ZM1 178H2V177H0V181H1ZM34 178H33V179H34ZM38 178H39V176H38ZM38 178H36V179H38ZM14 179H15V178H14ZM16 179H17V178H16ZM16 179H15V181L18 180V179H17V180H16ZM36 179H35V181H36ZM66 179H67V178H66ZM19 180H20V182L22 181L20 178H19ZM13 181H14V180H13ZM29 181H30V182H29ZM33 181H34V180H33ZM35 181H34V182H35ZM59 181H60V180H59ZM11 182H12V181H11ZM17 182H18V181H17ZM23 182L25 183V181H23ZM27 182H26L25 184L28 185ZM12 183H13V182H12ZM21 183H22V182H21ZM31 184L33 185L34 183H31ZM31 184H30V185H31Z\"/></svg>","mask_w":264,"mask_h":264}]
</instances>
